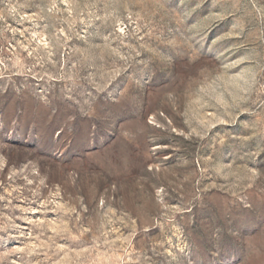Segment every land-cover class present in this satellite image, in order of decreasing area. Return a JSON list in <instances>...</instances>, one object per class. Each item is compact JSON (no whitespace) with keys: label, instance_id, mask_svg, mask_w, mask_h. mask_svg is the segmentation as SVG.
Segmentation results:
<instances>
[{"label":"rangeland","instance_id":"obj_1","mask_svg":"<svg viewBox=\"0 0 264 264\" xmlns=\"http://www.w3.org/2000/svg\"><path fill=\"white\" fill-rule=\"evenodd\" d=\"M0 264H264V0H0Z\"/></svg>","mask_w":264,"mask_h":264}]
</instances>
